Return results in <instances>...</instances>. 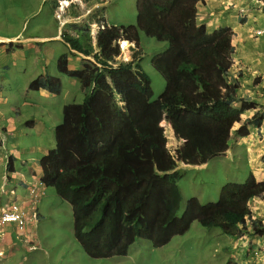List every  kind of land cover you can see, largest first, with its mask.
<instances>
[{
  "label": "trees",
  "instance_id": "obj_1",
  "mask_svg": "<svg viewBox=\"0 0 264 264\" xmlns=\"http://www.w3.org/2000/svg\"><path fill=\"white\" fill-rule=\"evenodd\" d=\"M200 2L138 0L136 25L100 30L96 63L84 60L82 70L69 71L67 55L59 59L61 73L81 80L84 100L64 107L63 122L55 131L56 148L40 160L42 183L71 205L75 238L94 259L126 256L139 238L163 247L196 221L229 236L242 235L250 200L264 197V182L250 174L243 184H226L216 203L203 205L192 198L178 217L182 174L166 148L160 123L166 120L177 138L186 141L177 151L178 160L198 165L222 155L245 111L257 106L241 97L239 80L232 74L234 32L223 27L209 34L199 26ZM141 32L169 44L152 60L166 83L156 101L140 57L114 65L120 55L118 42L124 38L139 45ZM77 33L66 36V42L91 54L88 27ZM40 87L48 86L40 80L30 85ZM117 96L126 103L132 125L124 121ZM263 121L264 114H255L236 129L237 137L249 135L248 125ZM253 225L264 230L259 219Z\"/></svg>",
  "mask_w": 264,
  "mask_h": 264
},
{
  "label": "rangeland",
  "instance_id": "obj_2",
  "mask_svg": "<svg viewBox=\"0 0 264 264\" xmlns=\"http://www.w3.org/2000/svg\"><path fill=\"white\" fill-rule=\"evenodd\" d=\"M81 1L82 3L79 0H71L73 4L68 7L64 15H60L58 10L62 8L64 0H0V35L17 36L15 41L4 43H13L14 50H18L21 49L22 40L28 37H52L59 34L62 36L63 33L73 36L76 35V31L88 27L91 33L90 41L92 46H95V36L100 25L129 27L137 24L138 0ZM206 6V10L203 8L200 17L203 22L213 21L208 25L209 34L214 33V28L218 26L228 25L236 30L235 43L241 40L238 35L244 36L242 40L250 41L251 44L256 43L255 45L258 43L260 50L264 51V40H258L257 37L252 36L256 26H264V0H209ZM241 14L245 18L244 21L248 20L249 24L240 21L238 16ZM247 26L249 29H246L245 33L240 31V27ZM37 42L35 41L36 46ZM122 43V56L119 60L130 61L135 55L137 58L140 53L142 70L149 76L152 83L153 101L158 100L164 93L166 83L153 67L152 60L168 50L169 44L147 37L142 32L139 33V45L128 43V49L124 50ZM39 47L43 51L42 55L39 57L28 55L30 64L27 73H19V69H24V65L19 58L15 60L18 65L13 67L14 71H17L13 74L18 81H13L14 87L18 89L20 83H27L30 80L28 74H36V79L42 76L46 82L50 80L56 82V78L61 80V94L53 97V100L49 101L47 94L41 97L36 92L37 97L41 98H37L35 107V102L28 97V100H32L30 102L33 104L32 107L36 110L35 116L41 117L39 123L42 125L38 135L34 137L35 140L33 139L34 145H42L51 150L56 147L54 125L57 127L63 122V107L68 104H81L84 97L81 85H72V80L57 69L58 57L70 51L67 44L60 39H52L39 43ZM246 55V53L239 52L236 58ZM9 57L12 58V55ZM248 84H254V80L247 81L244 75L242 87L245 91H248L246 88ZM27 95L29 94H21L23 101ZM39 103H44L53 111V122L47 119L49 109H38ZM31 109V107L23 109V112L28 114L27 118L33 115ZM44 111L46 116L42 117ZM38 113H42L41 116ZM18 125L24 129L25 125L21 123ZM173 143L175 142L172 136H169L168 146L174 152L177 149V143ZM242 149H245L249 159L256 165L257 157L255 156L259 153L258 149L248 150L246 146L238 153ZM251 171L252 168L248 162L234 154L227 157H215L204 167H187L183 170V177L179 181L183 200L178 217L184 215L188 202L192 198L199 199L203 205L218 202L225 184L230 182L243 184ZM38 209L37 224L31 226L35 232L36 241L32 242L33 248L29 249L28 246L19 243L15 255L0 258V264H235V260L230 255L237 250L235 255L237 259L240 247H245L250 242V238H247L245 242H238V248L226 254L225 250L230 242L229 236L219 229L204 228L196 221L185 235L174 237L169 244L163 247L155 248L150 241L139 238L130 247L126 256L94 259L88 256L77 242L74 234L72 207L58 196L54 188L46 189L38 204ZM248 251H250V246L244 248L243 253L240 252V257L244 253L249 255Z\"/></svg>",
  "mask_w": 264,
  "mask_h": 264
},
{
  "label": "crops",
  "instance_id": "obj_3",
  "mask_svg": "<svg viewBox=\"0 0 264 264\" xmlns=\"http://www.w3.org/2000/svg\"><path fill=\"white\" fill-rule=\"evenodd\" d=\"M219 27L221 26H218L217 28ZM247 30L244 27H240V31L243 33ZM59 35L52 37H28L23 40L20 39L23 42L20 47L21 49L18 50H14L13 44L10 45L4 43L11 40L15 41L17 36L9 37L0 35V207H6L13 202H18L23 205L26 211L30 210L32 205L26 185L33 183L43 187L40 182L42 175L37 168L39 167L38 165H40V160L50 149L45 148L42 145H34V137L38 135L39 129L42 125L39 123L41 117L37 118L35 116L36 110L32 107L33 104L30 102L33 100V102H35L34 106L36 107L37 98H41L44 94H47L50 99L49 101H51L56 95L46 89H41L39 91L29 90L30 83L37 77L36 74H28L30 80L27 83H20L17 89L14 87V81L17 82L18 79H16L13 74V72L17 71H14L13 67L18 65L15 60L19 58L24 65V69H19V73H27L30 64L28 55L39 57L43 54V51L39 47V43L52 39H59L61 38ZM238 38L241 40L236 41L235 43L236 55H238L239 52L246 53L247 55L237 59L235 62V66H237V68L235 67V72L242 71L246 80L251 78L254 81L259 80V83L256 85L248 84L246 88L250 92L245 91V93L251 95L253 100L257 101L264 111V52L260 50V45H258V43L255 45L256 43L251 44L250 41L242 40L244 36L240 37L238 35ZM35 41H38L37 46ZM21 53H23V55H20ZM49 53L50 52H48V54ZM9 55H12V58H10ZM69 66L70 69H80L79 66H81V63L77 57H72L70 58ZM71 80L72 85L79 83L78 79L72 78ZM55 81L61 82L59 78H56ZM50 82L53 83L52 80H50ZM36 92H38L41 97H37L35 94ZM21 94H29L31 96L27 95V98L23 101ZM28 97L32 100H28ZM25 107L32 108V117L27 118L28 114L23 112ZM39 108L40 110H47L48 107L47 105H44V103H39L38 109ZM42 113V117H45V111ZM42 113H38V115L41 116ZM53 115V111L49 109L47 116L48 121L53 122ZM18 123L25 125L23 126L24 129H22ZM54 128H56L55 125ZM231 145L227 156H232L234 154V156L241 159L237 153L241 148L247 146L248 150L258 149L257 151H259V153L255 156L257 157L256 164L260 163V157L264 155V123L260 131L254 130L251 136L243 138L237 144L231 143ZM244 151L245 149H242L241 152ZM242 159H245L249 165L253 163V161L248 159L247 156ZM259 167L260 169H263L264 164L263 167L262 165ZM36 179H39L38 183L36 182ZM46 189V187H43V193L46 192ZM250 205L253 214L257 216V218H261L264 222V198H255L251 200ZM37 212L39 218L38 206ZM4 232L5 239L0 248L5 251L6 257H12L15 255L18 246V244L14 243L16 242V238L21 234L13 225L6 227ZM263 244L264 236L255 237L253 246Z\"/></svg>",
  "mask_w": 264,
  "mask_h": 264
},
{
  "label": "clouds",
  "instance_id": "obj_4",
  "mask_svg": "<svg viewBox=\"0 0 264 264\" xmlns=\"http://www.w3.org/2000/svg\"><path fill=\"white\" fill-rule=\"evenodd\" d=\"M81 3H82V1L81 0H79ZM209 0H202V2H200L199 4H198V16H197V24L200 26V25H204L205 27H206V31H207V33H209L208 32V30H209V28H208V25L209 24H212V22L213 21H206V22H203V21H201V17H200V15H202V10H203V8H205V10H206V5H207V2H208ZM64 3H69V6H71L72 4H73V2H71V0H64ZM69 6H66L65 8H63V4H62V8H58L59 10H58V12H61L62 10H64V14L66 13V10L68 9V7ZM60 7V6H59ZM55 13V12H54ZM56 14V13H55ZM249 16V15H248ZM55 17H56V15H55ZM239 17V19H240V21L241 22H243V23H246L247 22V24H249L248 23V20H246V21H244L245 20V18H244V16H243V14H241L240 16H238ZM247 18V17H246ZM249 18H250V16H249ZM58 20V19H57ZM209 22V23H208ZM66 24H64V26H65ZM219 25H222V24H219ZM105 26H109L108 24H105V25H100V27H99V30H98V32H97V34H96V36H95V43H96V45L95 46H92V43H91V46H92V48H93V52L91 53V54H89V55H86V54H84V53H82V52H80V51H78L77 49H75V48H72L69 44H68V42H66V40H65V37L66 36H69V37H72V35H68V34H62V36H60L59 35V37H61V38H59L60 40H62V41H64L66 44H67V46L69 47V49H70V51H68V53H63V54H61L59 57H58V60H57V69H58V62H59V59H60V57L62 56V55H67V59H68V70L69 71H80V70H82L83 69V67H84V60H88V61H91V62H93V63H96V55H98L99 54V49H98V46H97V39H98V34H99V32H100V30L101 29H103ZM255 25H253V27H254ZM110 27V26H109ZM225 27H228V28H231L232 29V31L234 32V37H233V46H234V49L236 48V46H235V38H236V30L234 31V28L233 27H230V26H228V25H226ZM220 28H223V27H219V28H214V31H217V30H219ZM246 29H249L248 28V26L247 27H245ZM88 30H89V34L91 35V33H90V29L88 28ZM251 30H252V28H251ZM80 31V30H79ZM77 32L78 31H76L75 33H76V35H73V36H77ZM253 34L254 35H252L253 37L255 36V37H257V39L258 40H264V26H256L255 28H254V30H253ZM90 39H91V36H90ZM257 39H255L256 41H257ZM124 41H126V42H128L129 43V45H133V44H137L136 42H131V41H128V40H126V39H124V38H122L119 42H118V44H119V49H120V55L116 58V61H115V63H114V65L115 66H119L120 64H122V63H130V62H132L133 61V59H134V57H133V59L132 60H127V61H120L119 59H120V57L122 56V50H121V43L122 42H124ZM13 43H11L10 45H12ZM138 45V44H137ZM262 51V50H261ZM140 52V51H139ZM262 52H264V51H262ZM236 50H235V53H234V55H233V67H232V74L234 75V77L235 78H237L238 80H239V83H240V86H241V90H240V95H241V97H243V98H248V99H250L253 103H256L257 104V106H255V107H253V108H248L246 111H245V113L243 114V116H242V123L241 124H237L236 126H235V128H234V130L232 131V133H231V141H230V144H229V147H228V149L222 154V155H219V156H217V157H222V156H225V157H227V153H228V151L230 150V146H232L231 145V143H233V144H237L240 140H242L243 138H245V137H248V136H251V134H253V131L254 130H256V131H260L261 130V127H263V123H264V121L262 122V124L260 125V126H253V125H248V129H249V135H247V136H244V137H237V135H236V129H238L240 126H242L248 119H250V118H252L255 114H264V111L262 110V108H261V106H260V104L257 102V101H254L253 100V98H252V96L251 95H249V94H246L245 93V90H244V87H242V78L244 77V75H243V72L242 71H237V72H235V67L237 68V66H235V62H236V60L238 59V58H236ZM72 57H77V59L79 60V62L81 63V66H79V68L80 69H70V66H69V63H70V58H72ZM140 57V53H139V56L137 57V58H139ZM236 59V60H235ZM233 68H234V70H233ZM59 71V70H58ZM244 71V70H243ZM60 72V71H59ZM61 73V72H60ZM61 74H63V73H61ZM63 75H65V76H67L68 78H70V79H72V78H75V79H78V84H80L81 85V90H82V94H83V97H84V93H83V87H82V84H81V80L78 78V77H72V76H68V75H66V74H63ZM252 79V78H251ZM36 80H40L42 83H44V84H46L48 87H40V88H38V89H31L30 88V85L34 82V81H36ZM248 80H250V79H248ZM247 80V81H248ZM253 80V79H252ZM34 81H32L31 83H30V85H29V90L31 91V90H33V91H39V90H41V89H46L47 91L49 90L51 93H54L56 96H58V95H60L61 94V82L60 81H57V82H53V83H51L50 81L49 82H46V81H44L43 79H42V76L40 77H38L37 79H35ZM257 81V80H256ZM55 83H57V86H55ZM259 83V80L257 81V83L254 81V85H256V84H258ZM56 90V89H59L60 90V92H58V93H56V92H53L52 90ZM165 91V90H164ZM249 91V90H248ZM250 92V91H249ZM154 99V98H153ZM83 103V102H82ZM81 103V104H82ZM116 103H117V106L121 109V111H122V113L124 114V121L127 123V124H129V125H132L135 121L132 119V118H130V117H126V115H127V109H126V103L121 99V97L120 96H117V99H116ZM68 105H79V104H68ZM65 106H67V105H65ZM64 106V107H65ZM64 107H63V119H64ZM62 123H60L59 125H61ZM58 125V126H59ZM57 126V127H58ZM56 127V128H57ZM160 127L163 129V131H164V136H165V138H166V140H167V144H166V148H167V150L169 151V153H170V155L173 157V159L177 162V168H176V170H179L180 171V173L182 174V177H183V170L184 169H186L187 167H204V166H207V164H208V162L211 160H208L207 162H205V163H203V164H198V165H189V164H186V163H184V162H182V161H180V160H178V158H177V151H178V149H180L184 144H185V140H183V139H179V138H177V136H176V133H175V131H174V129H173V127H172V125L171 124H169L166 120H163L161 123H160ZM252 129H253V131H252ZM55 131H56V129H55ZM114 134H115V138H116V141H117V143L119 144V137H118V135H117V133H115L114 132ZM169 136H172V139H173V141L175 142V143H177V149L173 152V151H171L170 150V147L168 146V144H169ZM55 138H56V133H55ZM175 143H173V144H175ZM56 148V147H55ZM54 148V149H55ZM51 150H53V149H51ZM51 150H49V151H51ZM48 151V152H49ZM237 155H239L240 157H241V159L243 158V157H245V156H247L248 157V154H247V152L246 151H244V152H240V153H237ZM45 156V155H44ZM215 158V157H214ZM213 159V158H212ZM248 159H249V157H248ZM263 164H264V155L262 156V158L260 159V163H258V164H256V165H254V162L252 163V164H250L249 166L252 168V171L250 172V174H252V175H254V177L256 178V180L257 181H259V182H264V172H263V170H264V168L263 169H260V165H262V167H263ZM39 167H40V165H38ZM37 168V170H40V172H41V168ZM41 175H42V172H41ZM41 181V184L43 185V187H45L44 186V184L42 183V179H40ZM38 181H39V179H36V182L38 183ZM247 181V180H246ZM230 183H234V182H230ZM245 183V182H244ZM228 184V183H227ZM237 184H239V183H237ZM178 185H179V183H178ZM226 185V184H225ZM224 185V186H225ZM223 186V187H224ZM26 187H27V191H28V193H29V196H30V200H31V205H32V208L30 209V210H27L26 211V209L23 207V205H21L20 203H18V202H13V203H11V204H9L8 206H6V207H0V213H4V212H7V211H9V209L12 207V206H14V205H16V206H19V208H20V210H21V212H24V217H25V219H26V221H25V224H24V226H20L19 224H17V223H7V224H5L4 225V227H2L1 229H0V246H2V242H3V240L5 239V232H4V230H5V228L6 227H8L9 225H13V226H15L18 230H19V232H20V236L19 237H17L16 238V242L14 243V244H19V243H22V244H24V245H26V246H28L29 247V249H31V248H33V244H32V242H36L35 240H34V238H35V232L33 231V229L31 228V226L32 225H34V226H36V224H37V220H38V212H37V206H38V204L40 203V201L42 200V198H43V196H44V193H43V187H40L39 185H36V184H33V183H29V184H27L26 185ZM181 190V189H180ZM183 196V195H182ZM261 198H264V197H261ZM253 199H255V198H253ZM253 199H251V200H253ZM251 200H250V202H251ZM250 202H249V209H250V215L247 217V224H246V227H245V229H242V231H243V234L242 235H238V236H229V240H230V242H229V245H228V247H227V249L225 250V253L226 254H228V252H232L235 248H238V242H245V240L247 239V238H250V242H249V244L248 245H246L245 247H240V249H239V252H238V257H237V259L235 258V255L237 254V250L236 251H234L235 253L233 254L232 253V255H230L231 256V258L232 259H234L235 260V264H262V263H264V244L263 245H259V246H253V241L255 240V237H262V236H264V230L263 231H258L255 227H254V225H253V221H255V220H257V219H259L260 221H262V224H263V227H264V222H263V220L261 219V218H257V216H255L254 214H253V212H252V210H251V205H250ZM221 231V230H220ZM222 232V231H221ZM225 234V233H224ZM185 235V234H184ZM227 235V234H226ZM183 236V235H182ZM17 240H18V242H17ZM247 246H250V251H248L250 254L248 255L247 253H244V254H242V257H240V252H242L243 253V249L244 248H246ZM0 258L1 259H3V258H6V255H5V251H3L1 248H0ZM238 261V262H237Z\"/></svg>",
  "mask_w": 264,
  "mask_h": 264
},
{
  "label": "built area",
  "instance_id": "obj_5",
  "mask_svg": "<svg viewBox=\"0 0 264 264\" xmlns=\"http://www.w3.org/2000/svg\"><path fill=\"white\" fill-rule=\"evenodd\" d=\"M24 212H21L19 206H12L9 211L0 213V229L7 223H17L20 226L25 224Z\"/></svg>",
  "mask_w": 264,
  "mask_h": 264
},
{
  "label": "bare ground",
  "instance_id": "obj_6",
  "mask_svg": "<svg viewBox=\"0 0 264 264\" xmlns=\"http://www.w3.org/2000/svg\"><path fill=\"white\" fill-rule=\"evenodd\" d=\"M76 1H78V0H76ZM63 6H64L63 8H65L66 6H69V3L68 4L67 3H64ZM59 14L60 15H64V10H62ZM122 46H123L124 50H127L128 47H129L128 42L124 41L122 43Z\"/></svg>",
  "mask_w": 264,
  "mask_h": 264
}]
</instances>
